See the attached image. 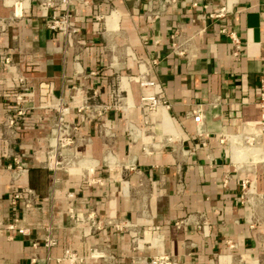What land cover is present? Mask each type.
Returning <instances> with one entry per match:
<instances>
[{
  "label": "crops",
  "instance_id": "obj_1",
  "mask_svg": "<svg viewBox=\"0 0 264 264\" xmlns=\"http://www.w3.org/2000/svg\"><path fill=\"white\" fill-rule=\"evenodd\" d=\"M22 1L15 16L12 0H0V264H69L66 250L82 258L76 264H148L159 254L184 264L264 260V209L239 197L242 178L264 195V151L240 137L260 119L264 0H176L153 21L145 0L53 9ZM225 3V17L209 16ZM65 11L75 35L46 24ZM176 28L194 37L189 60L170 51ZM222 28L240 38L237 55ZM140 77L169 103L160 126L145 122L140 96L153 89ZM16 93L26 113L10 126ZM59 105L75 143L53 168ZM232 144L249 154L233 155ZM79 162L80 172L67 169ZM47 236L54 246H44Z\"/></svg>",
  "mask_w": 264,
  "mask_h": 264
},
{
  "label": "built area",
  "instance_id": "obj_2",
  "mask_svg": "<svg viewBox=\"0 0 264 264\" xmlns=\"http://www.w3.org/2000/svg\"><path fill=\"white\" fill-rule=\"evenodd\" d=\"M73 0H39V5L44 9H53L60 5L68 6ZM86 3L88 0H77ZM147 4V10L144 15L146 20L153 21L158 19L168 8V6L176 0H145ZM13 13L15 16H22L24 11V3L22 0H12ZM229 13V6L227 3L214 8L209 12V16L214 19L223 18ZM46 24L48 28L54 31H59L66 35H75L79 32L78 26L71 22V14L65 11L61 14L52 15ZM229 38L232 44V54L237 55L242 49L241 41L236 32L221 30ZM170 38V51L177 57L189 60L193 55L190 51V45L193 43L194 37L192 35L185 34L179 28L174 29L169 35ZM8 59H5V64H8ZM20 81V80H19ZM138 83L141 88L151 87L153 90L149 94H143L140 96V107L146 111V121L160 122L159 119H151L149 112L155 108L161 106L166 110L169 107V103L164 97L161 96L159 84L153 80L143 77L138 78ZM24 93L15 94L16 108L14 114H8L6 116L5 123L8 125H14L18 118H21L26 113V108L22 105ZM258 105L260 108V119L256 125H246L243 128V132L240 134L242 142L246 146H256L264 151V145L262 143V137L264 135V73L259 83V96ZM69 113L67 106L59 105L57 107V116L53 126L55 143L52 147V154L49 156V165L53 168H58L64 165L65 157L63 150L70 148L74 145L75 139L73 132L76 126H72L66 120V115ZM193 121L196 125H199L202 119V109L200 107L192 110ZM31 193L30 189L22 191H15L12 193V201L15 202L21 197H28ZM239 197L242 202L249 204L261 205L264 209V195L256 192L255 182L248 178H242L239 183ZM74 219L81 222L82 219L75 216ZM254 225L252 224L251 227ZM10 227H14L11 225ZM20 233H25V229L18 228ZM56 244V239L52 236H47L44 240L45 247H51ZM228 248H234V244L230 241L226 242ZM35 245V244H34ZM62 259L67 260L69 264H76L78 260H82L75 252L66 250ZM148 264H184L178 261L175 257L167 254H159L150 259ZM234 264H264V260L260 258H249L245 255H238Z\"/></svg>",
  "mask_w": 264,
  "mask_h": 264
},
{
  "label": "bare ground",
  "instance_id": "obj_3",
  "mask_svg": "<svg viewBox=\"0 0 264 264\" xmlns=\"http://www.w3.org/2000/svg\"><path fill=\"white\" fill-rule=\"evenodd\" d=\"M160 108H161V106H159V107H157V108H155L154 110H152V111H150L149 113H151L152 112V114L151 115H149L150 117H151V119H153V120H155V119H159V121H161V118H159V117H157L158 115H159V111H160ZM155 123V122H154ZM159 126H160V122L159 123H157ZM240 137H241V135H240ZM172 137H170V139H171ZM242 138V137H241ZM236 139V138H235ZM169 140V139H168ZM171 141V140H170ZM247 148H249V149H259L260 151H262V149H260L259 147H256V146H253V147H251V146H247ZM231 151H232V153H233V155L234 154H241L242 153V151H240V149H238V148H236L235 146H234V144H232V146H231ZM235 158H238V157H235ZM73 162V161H72ZM71 165V164H70ZM70 165H67V166H70ZM246 175V174H245Z\"/></svg>",
  "mask_w": 264,
  "mask_h": 264
},
{
  "label": "rangeland",
  "instance_id": "obj_4",
  "mask_svg": "<svg viewBox=\"0 0 264 264\" xmlns=\"http://www.w3.org/2000/svg\"><path fill=\"white\" fill-rule=\"evenodd\" d=\"M151 114H152V112L149 113V115H151ZM248 154H249V149H245L244 152L241 153V156L244 157V156H247ZM243 160H244V158H243ZM243 160L241 158L242 163H244ZM82 165H83L82 162H79V164L74 163V164H71L70 166H67V169L71 172H80ZM242 166H244V165H242ZM247 167L250 168V166H247Z\"/></svg>",
  "mask_w": 264,
  "mask_h": 264
}]
</instances>
